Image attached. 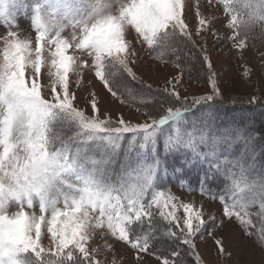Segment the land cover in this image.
Wrapping results in <instances>:
<instances>
[{
	"label": "snow or ice",
	"instance_id": "6c2138e0",
	"mask_svg": "<svg viewBox=\"0 0 264 264\" xmlns=\"http://www.w3.org/2000/svg\"><path fill=\"white\" fill-rule=\"evenodd\" d=\"M206 3L220 11L206 15L200 0H0V264H118L117 244L133 264H205L207 238L231 258L223 232L232 224L264 250V128L221 119L209 55L230 44L250 79L246 52L264 44V0ZM21 9L29 30H19ZM258 60L264 79V52ZM145 62L178 72L153 88L138 75ZM195 63L206 81L191 93L184 75ZM89 73L143 120L102 111L96 91L81 107ZM247 103L264 110L256 95ZM170 175L217 202L219 217L177 196Z\"/></svg>",
	"mask_w": 264,
	"mask_h": 264
},
{
	"label": "rangeland",
	"instance_id": "374dc122",
	"mask_svg": "<svg viewBox=\"0 0 264 264\" xmlns=\"http://www.w3.org/2000/svg\"><path fill=\"white\" fill-rule=\"evenodd\" d=\"M21 5H31L33 0H17ZM194 3V0H191ZM201 10L205 11L206 15H213L215 12H219L220 9L217 8L215 12L207 10L208 6L206 0H200ZM190 24L195 27L196 21L194 18V11L189 14ZM17 22L19 24V30H22L24 26L29 25L30 21L25 16L23 9H21L17 14ZM2 26V28H1ZM219 27V24L216 25ZM0 35H3L5 28L3 25H0ZM209 48L213 47V41L208 42ZM230 44H216L215 50L209 53L213 64L214 69L218 72L219 75V84L222 90V95L225 97L224 108L226 105H234L231 103V98H236V103H241L245 105L234 109L235 112H239L240 116H246L248 119L251 117H256L264 121V112L255 111L257 106L256 104H249L247 100L250 99L253 95H256L260 98L261 102L264 103V79H262V74L259 68L258 55L259 52H264V44L258 46V48H250L246 52L247 67L252 69V76L250 79L243 77V70L245 65L242 64L238 59L232 57ZM147 53H142L146 55ZM178 72V69H175L172 66H168L167 69L161 72L156 71L155 62H145L142 66L138 67V75H141L145 81L151 83L153 88L162 87L164 77L169 73L175 74ZM189 74L186 72L184 75V84L183 87L189 89V92L196 93L203 91L206 81V74L204 70H201V67L198 63H195L192 66L190 80L188 78ZM170 78V77H169ZM92 81V84L88 82ZM130 86L133 89H139L140 85L135 81H130ZM92 91H96L98 95V100H102L100 107L103 111L104 109H109L114 116L123 114L126 118L132 117L133 122H136V119L143 120V117L140 113L136 112V104H121L119 101H115L111 98V94L103 88L102 84L99 81L93 79L92 74H86L84 78L83 85L79 90V104L81 107L85 106V99L88 94ZM181 94H185L183 88H181ZM243 101V102H242ZM249 108V109H248ZM87 109L90 110V105L87 106ZM220 117L224 122H227V112L222 109H219ZM252 110V111H250ZM171 180L168 178V184ZM172 191L181 199L185 201H195L197 204L204 203L206 211H211L214 215L219 217L220 214V205L215 201H209L207 197H202L198 192H186L179 188L178 185H169ZM194 185L192 184V187ZM196 187V186H194ZM183 209L177 211V215H182ZM221 235V233H217ZM224 244L228 251L231 253V258L226 260L225 257L218 255L214 240L212 238H207L206 242H201L199 245V251L202 254V258L205 264H264V250L258 246L254 240L255 237L244 236L241 231L234 225H226L224 232ZM109 242L110 238H109ZM104 240L100 237H97L93 242V246L99 245L103 248ZM116 252L114 253L118 264H133L132 253L124 249L121 245H115ZM113 256V253H108L107 258L110 261ZM99 259H105L103 252L101 253ZM149 264H157L154 257H150Z\"/></svg>",
	"mask_w": 264,
	"mask_h": 264
},
{
	"label": "trees",
	"instance_id": "16d2710c",
	"mask_svg": "<svg viewBox=\"0 0 264 264\" xmlns=\"http://www.w3.org/2000/svg\"><path fill=\"white\" fill-rule=\"evenodd\" d=\"M244 106L245 105H243L241 103H235L234 105H226L225 108L227 110L231 109L232 113L236 115L235 117H239L238 121H237L238 123H241V124L246 123V122L252 123L257 130H260V129L264 128V121L263 120H261L259 118H256V117H251V119H248L246 116H240L238 114L239 112H235L234 111V109H237V108H240V107H244ZM257 106H260V105H257ZM221 108H224V106H222ZM250 111H252V110H250ZM255 111L264 112V110H262L261 107L255 108ZM232 113L229 112L228 116H234Z\"/></svg>",
	"mask_w": 264,
	"mask_h": 264
}]
</instances>
